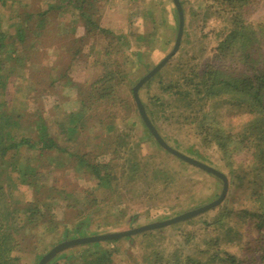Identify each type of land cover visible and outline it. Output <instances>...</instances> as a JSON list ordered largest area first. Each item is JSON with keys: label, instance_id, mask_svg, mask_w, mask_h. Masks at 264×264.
<instances>
[{"label": "rangeland", "instance_id": "374dc122", "mask_svg": "<svg viewBox=\"0 0 264 264\" xmlns=\"http://www.w3.org/2000/svg\"><path fill=\"white\" fill-rule=\"evenodd\" d=\"M250 1L237 13L256 33L254 46H258L259 56L252 60L253 65L264 64V0ZM180 2L184 24L179 46L167 59L171 62L158 70L161 78L147 87L148 94L159 95L166 104L161 116L154 117L145 108L142 101L146 102L147 91L137 92L147 116L169 146L225 174L224 198L202 213L167 226L67 247L53 255L50 263L86 264L88 253L84 252L99 249L109 252V260L103 264H146L151 253L166 256L177 250L184 257L192 254L191 242L202 248L203 241L216 238L219 254L243 256L242 264L252 260L264 264V223L256 227L257 221L251 218L252 212L264 206V168L259 169L246 151L242 128L252 114L243 97L225 94L226 102L214 106L208 101L190 110L194 114L198 107L206 108L205 125L228 129L230 142L221 150L209 141L210 136L199 133L197 118L201 114L183 121V115L190 112L186 105L176 93L160 90L161 84L178 74L176 63L204 65L206 71L214 64L232 69L245 64L237 45H232L237 58L215 56L226 53L219 47L227 40L235 16L217 0ZM0 14L2 30L8 35L4 60L14 68L12 73L5 67L2 71L7 87L5 99L0 98V111L22 113V125L32 140L40 115L56 146L92 162H107L108 180L102 185L82 172L75 156L55 148L27 149L23 145L8 155V169L18 162L34 167V183L21 182L15 173L16 180L6 187V195L11 196L5 211L8 216L2 222L21 264H36L52 246L68 238L131 229L172 217L219 195L220 178L157 142L132 94V86L173 47L178 17L172 0H5ZM19 25L21 39L16 36ZM107 52L110 54L105 55ZM108 56L119 65L114 91L128 103L124 115L115 118L109 132L94 129L93 119L67 122V115L87 95L90 81L104 73ZM246 68L252 72L251 67ZM67 124L75 127L71 139L65 138ZM256 189L260 195L255 194ZM202 222H209L206 228ZM229 225L237 232L234 240L222 237ZM208 229L217 237L209 239Z\"/></svg>", "mask_w": 264, "mask_h": 264}, {"label": "trees", "instance_id": "16d2710c", "mask_svg": "<svg viewBox=\"0 0 264 264\" xmlns=\"http://www.w3.org/2000/svg\"><path fill=\"white\" fill-rule=\"evenodd\" d=\"M217 2L224 6L230 13H233L232 15L235 16V20L233 28L229 31L228 41L225 40L221 44L223 46L222 49L220 48L221 46L219 47V50H225L226 53L219 52L215 56L218 55L222 57L228 54L231 56V59H234L238 57L239 53L245 64L242 62V66H237L236 69H232V67L224 68L220 64H214L206 71L204 65L198 67L195 64L183 63L178 65L179 63H176L175 69L178 74L171 78L169 82L161 84L163 80L160 79L157 82L161 84L160 90H163L161 92H167L168 94H172V92L176 93L186 105L188 111L192 110L195 106H204L208 101L213 102L214 106L223 101L226 102L223 97L225 94H231L233 97L234 95L242 96L244 99L243 103L247 105L248 111L252 114V117L243 123L242 128L245 135L244 140H246V151L250 152L251 160L257 162L259 169L262 167L264 168V64L256 63L257 65H253L252 60L259 56V48L258 46H254L256 33L252 30L251 25L245 22L244 19H239L237 13L244 5L250 4L252 1L217 0ZM2 5H5V0H0V7H2ZM38 14L43 13L38 12ZM81 14L85 17L88 15L84 10ZM87 19L88 18H86V22L88 21ZM89 24L95 25L92 21H89ZM16 31V36L21 39L23 32L22 26L19 25ZM7 36V33L2 30L0 18V98L2 99H5L7 87V82L3 78L2 71L4 67L9 73H12L14 70L13 66H9L11 64L6 63L4 60L5 40ZM232 45H237L240 51L237 53ZM108 54L110 53L107 52L105 55ZM112 61L113 60L109 57V60L105 63L106 69L104 73L90 81L87 88V95L81 98L82 102L78 109L67 115V122L72 121L81 123L84 119H93L94 129L109 132L114 127L113 121L115 118H120L124 115L123 110H126L128 103L114 91L115 85L119 83V81L116 80V74L120 73V70H118V63L113 64ZM169 62H171V60L167 61L165 65H168ZM246 66L251 67V73H249ZM158 74H160V71L143 82L138 89L139 92L141 90L147 91V87L150 83L156 78H161ZM146 98V102L142 101L145 108L147 107L146 109H148L150 114L154 117L161 116L160 114L164 112L166 106V104H163L164 102L161 97L154 93L148 94L147 91ZM93 103V107H89V105ZM98 107L103 110L99 112ZM154 108H156L155 111L153 110ZM158 111L159 113H157ZM195 112L201 114V116L198 115L199 117L197 118L199 133L204 135V138L210 136V142L215 143L221 150H226L227 144L230 142L229 139L231 138L229 132H226L228 129L226 127L222 129L220 126H209V124L205 125L203 119L208 122V118L204 117L205 114L207 116L206 108L199 109L198 107ZM196 113L191 114L190 111L186 115H183V121L189 116H195L196 118ZM22 116V113H19V111L15 112L11 109L7 113L0 111V264H21L20 256L15 254L16 252L14 253L15 245L13 239H11L10 232L5 222H2V219H6V214L8 216V212L5 214V211L7 209L8 199L11 196L6 195V190L16 180V178L12 177V174L18 173V179L27 185L34 183V167L30 166L28 163L21 165V163L18 162L13 164L12 168H7L8 165L10 166V164H8L10 161L8 155L10 153L20 149L23 145L27 146V149L37 148L39 150H47L55 148L68 156H75L78 165L83 169L82 172L92 175L98 183L103 185L108 180L106 161H102L101 163L97 161L92 162L88 159H84L71 150L56 146L55 142L47 136L44 119L40 115H37V120L33 128L36 132V139L32 140L27 133L28 129L22 125ZM190 119L192 118L190 117ZM74 128V126H70L69 124L65 126V138L71 139L74 136ZM119 136L123 138L124 134L119 133ZM121 146L122 145H119V147ZM254 192L255 194H259L258 189ZM263 207L261 210L259 209V211L251 213V218L257 221L254 222L256 227H260V225L264 223ZM202 223L205 224L204 227L206 228V224L209 222ZM208 232L209 239L213 236L217 237L216 233L211 234V230L208 229ZM222 237L226 240H234L237 238V232L233 226L229 225L224 228ZM208 241H203L202 248H199V246L191 242L189 247L193 249L192 254H188L184 257H180L179 254H177V250L166 256L151 253L146 258V264H242L244 261L245 258L243 256H236L228 252L219 254L218 248L216 247V238H213L211 242ZM183 242L188 243L189 241L184 240ZM96 246L98 245L96 244ZM98 250L99 249L91 252H84L86 254L88 253L87 260L85 261L86 264H103L105 260H109L108 251ZM51 260L45 264H67L66 260L59 263H50ZM137 264L143 263L140 262ZM249 264L256 263L252 260Z\"/></svg>", "mask_w": 264, "mask_h": 264}, {"label": "water", "instance_id": "95a60500", "mask_svg": "<svg viewBox=\"0 0 264 264\" xmlns=\"http://www.w3.org/2000/svg\"><path fill=\"white\" fill-rule=\"evenodd\" d=\"M173 4L176 8L177 11V31H176V36L174 40V44L172 49L170 50L169 53H167L159 62H157L149 71H147L146 74H144L139 80L132 86V94L133 98L138 110L139 115L141 116L143 122L153 135V137L157 140V142L163 146L166 150L177 156L178 158L184 160L185 162L194 165L206 172H209L218 178L221 179L222 181V188L221 192L219 195L214 198L213 200L196 206L194 208L188 209L186 211H183L181 213H178L172 217L165 218L159 221L151 222V223H146L131 229L127 230H121V231H115V232H109V233H103V234H92V235H87V236H82V237H74V238H68L66 240L60 241L56 243L54 246H52L45 254L41 256V258L38 260L36 264H45L53 255H55L57 252H59L62 249H65L67 247L73 246V245H79V244H85V243H91V242H96V241H102V240H109V239H115L123 236H128L132 234H136L142 231L154 229V228H160L163 226H167L179 221H183L186 219H189L199 213H202L209 208L217 205L222 201L224 198V195L227 190V178L225 174H223L221 171L217 170L216 168L196 159L191 156H188L177 149H174L173 147L169 146L159 135L155 127L153 126L152 122L150 121L149 117L146 114L145 108L143 104L141 103L139 96H138V88L145 82L148 78H150L155 72H157L163 64L167 61V59L174 53L176 52L180 39H181V34H182V29H183V24H184V16H183V10L181 6L180 0H172Z\"/></svg>", "mask_w": 264, "mask_h": 264}]
</instances>
